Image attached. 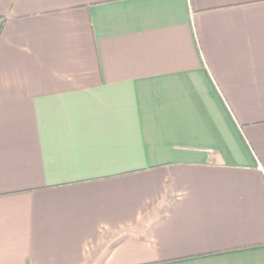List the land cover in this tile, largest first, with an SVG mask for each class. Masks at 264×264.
<instances>
[{
  "label": "crops",
  "instance_id": "obj_1",
  "mask_svg": "<svg viewBox=\"0 0 264 264\" xmlns=\"http://www.w3.org/2000/svg\"><path fill=\"white\" fill-rule=\"evenodd\" d=\"M0 264H264V0H0Z\"/></svg>",
  "mask_w": 264,
  "mask_h": 264
}]
</instances>
